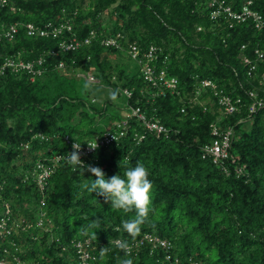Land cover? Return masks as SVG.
<instances>
[{"label":"trees","instance_id":"16d2710c","mask_svg":"<svg viewBox=\"0 0 264 264\" xmlns=\"http://www.w3.org/2000/svg\"><path fill=\"white\" fill-rule=\"evenodd\" d=\"M226 1L240 10L247 0ZM252 1L263 17L260 29L251 20L232 23L224 16L212 20L209 0H6L0 20L7 26L73 18L79 38L95 29L104 35L121 32L144 48L161 47L182 93L157 95L138 69L130 74L113 61L124 52L105 48L99 40L77 52L52 55L48 52L57 48L58 40L29 37L24 28L13 41L0 39V65L7 57L25 61L46 57L44 74L34 81L26 73H0V219L9 205L11 219L32 225L2 245L10 249L8 241L13 239L29 264H78L71 241L79 238L91 239L95 264H117V258L125 256L110 239L132 246L128 251L134 264H165L167 254L180 264H264V107L251 113L247 93L260 86L264 58L257 61L254 77L248 76L249 66L243 62V56L255 61L256 49L264 53V0ZM109 9L105 24L102 15ZM60 61L93 70L100 82L84 94L85 79L73 68L58 70ZM205 79L224 94L241 98L240 110L220 114L209 89L201 99L211 94L214 107L210 102L192 103ZM124 88L132 92L131 98L122 96ZM109 89L118 90V98L167 128L158 135L134 119L124 137L86 158V166L101 168L106 178L123 175L120 163L125 157L128 166L142 162L148 169L154 212L135 237L122 228V221L134 213L115 210L103 197L82 190L85 179H95L92 173L74 171L63 161L56 164L43 194L36 182L39 163L52 165L51 159L68 154L73 142L85 145L122 118V106L108 98ZM110 106L119 112L109 114ZM214 122L234 129L230 148L234 161L228 159L225 165L202 157ZM43 196L50 232L37 227ZM94 220L98 226L90 227ZM146 234L168 240L170 249H153L146 242L133 246ZM64 246L69 249L64 251ZM107 247L110 251L101 259L99 251Z\"/></svg>","mask_w":264,"mask_h":264},{"label":"built area","instance_id":"2783aa9c","mask_svg":"<svg viewBox=\"0 0 264 264\" xmlns=\"http://www.w3.org/2000/svg\"><path fill=\"white\" fill-rule=\"evenodd\" d=\"M211 9L210 18L214 21H218L221 17H225L232 23H243L251 20L257 29L263 26L262 15L253 9V1L247 0L241 5L240 10H236L232 5L228 4L226 0H209ZM6 5V0H0V10ZM15 11V8H11ZM73 18L65 19L60 22H47L43 25H38L33 22L27 23H12L5 25L0 20V39L13 41L21 28H24L26 34L32 38H52L58 40V46L56 49L49 51L52 55L59 53L77 52L82 47L91 45L94 41L100 42L105 48H114L118 51L124 52L130 57L138 66V70L144 79V81L153 89L157 95L165 94L166 91H171L172 94L181 95L179 89V80L177 77L169 73V57L163 53V49L154 44L148 47H142L137 42H129L125 39L123 33L118 32L116 34L104 35L95 29L90 30L89 34L84 38H79L74 32ZM200 29V28H199ZM245 49V45L242 46ZM47 53V54H48ZM256 60H252L248 56H243V62L248 67V76L254 77L253 71L257 68V61L264 58V53L260 49L255 50ZM90 57H88V60ZM46 57L41 56L38 59L32 61H25L23 59L7 57L0 65V73H4L6 70H11L12 73H26L31 81H34L37 77H41L45 71ZM56 68L58 70L72 69L76 76L83 79H90L93 83H99L93 70L85 69L83 66L76 67L75 62L72 65H68L65 61H60ZM259 87H253L247 91L251 104L249 111L251 113L256 112L258 109L264 107V74L259 79ZM206 89L211 90L216 99V105L218 111L222 115H230L238 112L242 106L241 98H232L230 95L223 93L221 89L211 80H201L195 95L191 98L192 103L205 106L210 102V106L214 107V102L210 101V95L207 99H201L203 91ZM122 96L129 99L132 96V92L128 88L121 89ZM156 94H153L155 96ZM93 103L95 98L91 100ZM121 116L120 120L115 121L112 125L105 128L103 134L88 142L95 143L97 141L98 149L102 146H108L124 137L127 132V127L132 120L139 121L148 131L156 132L158 135L167 133V128L160 122L159 119L149 118L145 111L140 107H133L128 102L120 101ZM206 109V108H205ZM184 112V109H182ZM212 139L203 147V158L212 159L214 164L225 165L228 159H231L230 148L234 137L233 127L221 128L217 122L210 125ZM136 137L142 139L143 135L135 134ZM115 138V139H114ZM66 141L69 138L65 137ZM76 143L73 142L72 145ZM74 149L71 148L70 152ZM96 150H90L88 145H81L80 157L84 165H86V158L92 155ZM69 152V153H70ZM67 155V154H65ZM61 154L55 155L51 161L52 165H46L45 163H39L37 165L36 182L38 184L41 193H44L47 181L55 171L56 164L65 161ZM232 161L234 159L232 158ZM241 171V169L239 170ZM28 178V177H27ZM26 178V179H27ZM41 211L37 219V227L45 232H50L51 227L46 225L48 218L44 210L46 201L44 196L40 200ZM11 209L9 205H6L5 215L0 219V264H29L24 261L19 254V249L16 247V242L13 239H9L8 243L10 249L7 246L2 245V241L10 238L12 235L19 233L21 230H28L32 225L26 223L24 220L11 219ZM144 242L151 244L152 248L162 247L170 249L171 243L166 239H161L152 234H146L140 241L135 242L133 246L141 245ZM71 247L74 248L77 256L78 264H95V256L91 253V239H74L71 241ZM68 246H64L63 250H68ZM132 249L130 245L129 251ZM165 264H180L179 260L173 259L170 254H167ZM190 264H199L198 262H190Z\"/></svg>","mask_w":264,"mask_h":264},{"label":"clouds","instance_id":"9594fccd","mask_svg":"<svg viewBox=\"0 0 264 264\" xmlns=\"http://www.w3.org/2000/svg\"><path fill=\"white\" fill-rule=\"evenodd\" d=\"M94 88L95 85L93 82L90 79H86L82 87V92L87 94L94 90ZM118 95V90H108V98L110 100L115 101ZM73 139L75 140V138ZM85 143H87L90 150L98 149L97 141L95 143ZM72 147L74 149L72 152L62 156L66 164L74 171L81 170L84 173L86 170L95 177L94 180L91 179V182H89V179H85L81 185L82 190L103 197L105 202H110L111 208L115 210L122 211L125 214L134 213L132 218L122 221V228L132 237L138 235L141 227L149 222L150 215L154 212L151 200L152 182L149 179L148 169L142 162H137L135 166H128L127 158L125 157L120 163V168L122 164L124 165L123 175L106 178L101 168L84 165L80 157V143L76 141ZM98 224L99 221L94 220L90 227H97ZM113 243L125 252L123 258H117V264H134L131 253L128 251L130 244L127 241H112L110 239V245ZM109 251L110 247L100 249V258L103 259Z\"/></svg>","mask_w":264,"mask_h":264},{"label":"rangeland","instance_id":"374dc122","mask_svg":"<svg viewBox=\"0 0 264 264\" xmlns=\"http://www.w3.org/2000/svg\"><path fill=\"white\" fill-rule=\"evenodd\" d=\"M111 11V9H109L108 11H106L102 17L105 21V24H108L109 22V12ZM115 63H117L118 65L121 66V68L125 69L127 72H129L130 74H135L137 72L138 66L137 64L134 62V60H132L130 57H128V55L126 54H119L114 56V60ZM120 101H122L121 98H117L114 102L117 106L120 105ZM119 110L116 109L115 107L110 106L108 109V113L109 114H116L118 113Z\"/></svg>","mask_w":264,"mask_h":264}]
</instances>
